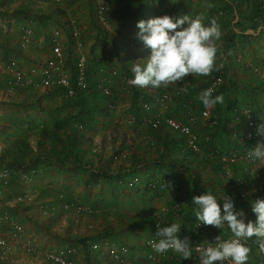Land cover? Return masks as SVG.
<instances>
[{
  "label": "rangeland",
  "instance_id": "1",
  "mask_svg": "<svg viewBox=\"0 0 264 264\" xmlns=\"http://www.w3.org/2000/svg\"><path fill=\"white\" fill-rule=\"evenodd\" d=\"M81 1L80 5L86 4L87 2L89 12L88 15H85V17L88 16V18H80L81 22H78V25L82 26V39L83 37L85 38V36H89V40L86 39V44L82 46L77 45L69 35L70 17L76 18V15L68 16L67 14H61L55 5H47L44 3L34 4L20 1L11 4L8 10H12L0 18V58L3 57L4 59L5 56L12 55L19 60L20 66L25 71L35 68L38 73H40L41 67L44 65L45 54L47 52L49 53L51 48V44L48 43L47 39L52 31L55 32L54 28L58 26L61 27L60 33L66 37L63 51L65 54V65L66 67L68 65L67 68L70 75L72 72L70 66H72V57L75 55L76 48H79L88 58L91 83H95V81L99 79L100 74L98 67L100 65H106V72L111 71L112 68H116L118 75H110L108 78V82L112 84L113 91L117 98L115 108L109 110V115L106 119H103L97 111H90L89 114L95 115L97 121L84 124H81L79 121H74L68 128L69 131H72V129H76V126H78L81 132L85 134L86 139L83 140L80 147V153L84 155L82 163L86 162V158H93L94 160L92 159V161L94 164L89 165L84 163L81 165H74L76 161L70 159L66 163L69 169H60L58 164L43 155L45 150L44 146L39 145V137L41 136L39 129L44 125L48 127V130H54L56 121L64 120L70 110L62 107V99L58 95L49 92V89L43 86H27L16 92H7L5 88V79L3 75H0V85L2 86L0 95V168H8L13 176L9 186L0 194V213L7 211L15 219L20 221L25 232L30 235L35 240L37 246L44 251H54L74 244L81 245L80 239L88 236L90 242L97 243L102 249L107 250L108 248H112L123 252L125 255H130V253L134 255V253L136 254L139 252L138 250H140L132 243L133 239L135 240V235H141L138 239V236H136V239L139 244H142L146 242L144 236L151 234L150 228L135 224L137 220L133 214L137 216L140 215L138 212L139 208L136 207L135 203L138 204V200L142 202L146 200L148 202V200L151 199H153L152 202L155 203L156 197L151 198L150 192L144 190L147 188L151 191L150 187H148L147 182L145 186L142 185L143 183L140 179L137 180L138 188L137 185L136 188L129 186L128 181H130V177H132V175L128 173L130 169L125 171V174L122 175L124 181L126 180L122 186H117L116 180L113 178L110 182V179L104 177L102 174V169H104L102 166L103 157L110 159L107 156H112L114 152H118L119 150L130 151V153L138 150L136 146L141 145L140 136L144 134L136 133L138 127L133 128L132 126L134 124L129 126V124L132 123V112H128L126 107L132 105L131 98L134 93L133 84H135L136 81L133 80V84L127 83V79L124 77L126 74L121 75L120 71L122 72V70H125L131 73L135 65H139L138 68H143V65L145 66L146 63L149 65L153 58L151 57L152 55L160 53L163 56V64L161 66L162 78H164L163 82H165L164 80L168 77H174L168 82L166 80L165 83L169 84V86L173 87V85H176L178 82H183L184 77H188L189 73L192 74L193 78H197L199 74V90L192 92L193 95L183 96L190 99L192 104H198V106L194 105L195 108H200L202 111L206 107V104L204 105L205 102L203 100L202 62L198 61V57L201 61L202 53H205L208 57V60L206 58L203 61H207L210 67H207L204 71L210 74L214 72L213 75L223 74V76L225 75V71H227V75L224 76V79L231 80L238 72L244 74L247 70L245 69L244 72L243 68L237 69V65L234 66L229 59L236 56L238 53H242L246 49L248 52L256 49V43L255 39H251L252 41L250 40V42L246 43L248 41L246 35L242 38L243 34L233 25V15L230 13L228 14L229 6H226L227 4H224L222 0H191V4L197 3L198 6H202V11L198 9L195 14L193 13L189 16H181L179 13L180 8L178 7L179 0H173L174 2L171 0V2H164L162 10H167L168 12L176 11L178 13L179 18L176 20L179 21L174 24L176 30L179 28L175 35L178 34L179 36L177 38L173 37L174 31L170 38L164 36V34L159 36L154 35L153 31L149 30L146 25L139 24L138 22L137 25L140 27L139 33L142 32L146 34L147 41H149L147 45L148 49L145 52L147 59H145L143 54L136 51L135 47L137 43L131 38L129 39L134 41L135 46L125 49H120L117 46V49H111L112 38L107 36L106 33H103L104 38H100V40L98 37L97 22L93 20L95 16L91 14L93 12L92 9L90 10V7L92 8L96 1ZM180 1H182L184 5H188L190 2V0ZM102 3H104V1L100 0L97 6ZM248 3L249 2H242L241 7L245 9L249 8ZM71 7H73V4L68 8L71 10ZM205 8L211 10L208 17L204 14ZM219 8H224V11L215 14V12L219 11ZM111 11L108 15L109 24L115 25L118 23V25H121L118 27L123 28V21H125L124 17L117 16L113 13V9H111ZM151 12L152 11L148 10V19ZM201 12L202 16H200ZM194 18L195 21H192ZM259 21L257 22L259 23ZM23 22L32 25L35 32L34 40L36 41V45H33L28 50H23L19 46V26L23 24ZM201 23L203 42L198 41V39H200L198 30L193 29L197 24L200 25ZM90 27L91 29L89 30ZM119 28L114 26L113 30L108 29L112 33L111 37L113 35L115 36L114 40H117L123 35L121 33L124 32V30L122 31V29L120 30ZM171 28L173 30L174 26H171ZM187 35H189L190 38H187ZM173 38H175V40L177 39L176 41L179 45L178 47H172L171 51L169 46ZM40 40H44V43L42 42L39 44ZM235 40L243 44L237 45L236 47L234 43ZM152 41H156L158 45H151ZM197 42H202L204 47H199L198 49L200 50L195 52ZM205 42L207 47L205 46ZM189 45L193 46L190 48L191 53H184V56L188 55L190 57L187 59L189 65L186 66V64H184L185 57L182 55L183 50H186ZM263 47L264 46H262V48ZM262 51H264V48ZM148 52L150 53L149 57ZM137 58H139L140 61H138L140 63L136 61ZM194 58L197 59L193 62ZM181 64L186 66L182 71V68H180ZM167 65H170V67L167 68ZM121 87H125L124 90ZM180 97L181 96H177L174 102L169 103L162 109L158 108V110L161 112L164 111V113L168 110V112H174L173 115L182 117V110L179 108L182 101ZM89 99L91 101H98V99L93 96L89 97ZM73 111L76 112V110ZM201 111H196L198 115V124L195 129L202 140V137L205 138L208 134H202V122H208V120H204L199 116L201 115L199 113ZM121 113L123 114L122 116L120 115ZM257 116L259 117V115ZM108 121L110 123H108ZM260 121L262 122L261 118ZM206 124L208 125V123ZM80 125L82 126L80 127ZM60 131L62 132L63 130L61 129ZM145 135L150 136V140L154 142H151L152 145L150 146H155V142L158 140L156 132L153 133L147 129ZM90 137L91 140H89ZM124 138H126L128 143L124 142ZM16 142L24 143L22 146L23 148L26 147L29 154L25 161L19 163L14 162L11 158V156H13L11 153V146ZM147 143H144V145H147ZM126 144H128V146ZM257 148L264 150V138L262 139L261 145ZM7 154L11 156H7ZM95 161H97V163ZM130 164L131 163H128V165ZM194 165L199 170V175L196 180L202 181V166H199L198 163H194ZM71 166L73 167L70 168ZM143 168L144 167L141 166V169ZM95 172L100 173H97L98 176H94L93 174ZM263 173L264 172H262L260 178L264 176ZM23 177H28L29 179L25 180ZM147 179L148 177L144 178V182ZM153 180L156 181V179ZM211 187L214 186L212 185ZM169 188L170 186H168L167 189ZM141 191L145 193L143 194ZM217 192H219V190H217ZM61 194L63 195V199L69 198L75 203L88 206L91 205L94 208V212L90 214L64 210L59 201ZM21 195L23 196V200H18L17 197ZM160 195L162 196L161 193ZM150 206L151 208L147 206L142 214H147L150 210H153L151 204ZM123 211L127 213H123ZM249 212L253 224L254 212L251 209ZM258 213L257 211L255 214ZM262 213L264 212L262 211ZM259 218L262 220L260 221L261 223L254 221L255 225L253 229H256H254L252 239L248 243V247H251L243 252L242 256L245 260H254L264 257V218L262 215H259ZM173 219L174 218H171V220H169V227ZM177 223L179 222L177 221ZM111 227H113V231H111L110 234H105L106 229H110ZM179 227L180 224H178V228ZM9 230V227L0 228V233L8 235ZM164 231L167 234L170 233L166 230ZM117 236L125 241L124 243L126 245H119L118 243L117 245L115 242ZM11 241L13 244L12 252L14 260L0 262V264H50L44 260L42 256L28 254L24 249L18 246L19 244H16L17 242L15 240L11 239ZM122 247H125L127 250L122 251ZM99 254V251L91 253L88 249H81V257L78 264H87L88 260H93L95 258L100 260L98 257ZM127 259L129 258L127 257ZM101 260L102 264H109L108 257L104 256ZM251 260L247 261L252 262ZM130 262L132 263V261Z\"/></svg>",
  "mask_w": 264,
  "mask_h": 264
},
{
  "label": "crops",
  "instance_id": "2",
  "mask_svg": "<svg viewBox=\"0 0 264 264\" xmlns=\"http://www.w3.org/2000/svg\"><path fill=\"white\" fill-rule=\"evenodd\" d=\"M90 1L91 2L96 1L94 6L92 8L90 7V10L92 9L93 12L91 14H93L95 16V18L93 20L95 22H97L96 8L99 6V5L97 6V3L100 0H90ZM101 1L107 2L109 4L111 3L112 4L111 8L113 9V13H115L117 16L119 15L120 17H122L121 14H123V11H124L125 0H101ZM222 1L224 2V4L230 5L228 8V14L230 13L234 17V20H233L234 21V24H233L234 27H237L239 29L240 33L243 34L242 38H244L246 35V39L248 40L246 43L250 42L251 39H255L256 49H253L249 52L246 49L242 53H238L236 56L231 57L229 59L230 61H232V64H234V66L237 65V69L243 68L244 72H245V69L247 71L244 74L242 72H238V74L234 73L235 75L232 77V79L230 78L231 80L223 78L226 81V85L224 86V90H223L225 92V96L220 99V100L223 99L220 102L226 103L229 100L233 99V101H236V104L233 105L232 107H235L238 105V106L243 107L244 109L253 111L257 115H259V117L262 120V124L264 125V73H262L260 71L261 69L258 72L255 71V68H261V67L264 68V51H262V49L264 48V47L262 48V46H264V19H262L261 22H259V23L258 22L256 23L254 20L249 21L248 16L252 15V13L254 12L252 10H254V8H255L254 5L252 4V0H222ZM81 2H82L81 0H63V2L61 4H55L52 2V0H46L44 4L55 5L59 9V12L61 14H65V15L67 14L68 16L76 15L78 18L77 17L76 18L70 17V19L76 21V25L81 31L82 26H79L78 22H81L80 18H82V19L88 18V16L85 17V15L86 14L88 15V13H89L88 8H87V2H86V4L80 5ZM172 2H174V1L172 0ZM191 2L192 1L190 0V2H189L190 6H189V4L184 5V3L182 1H180V0L178 1V4H179L178 7L180 8L179 13L181 14V16L182 15L189 16L193 13L195 14V12L198 11V9L202 11L201 5L198 6L197 3L191 4ZM242 2H245V3L249 2L248 3L249 8H246V9L242 8L241 7ZM198 3H200V2H198ZM72 4H73V7H71V10H70V8H68V7H70V5H72ZM152 5L154 6V3ZM155 6H159V4L157 5L155 3ZM149 9L152 10L151 5L148 6L147 11ZM223 9H219V11L215 12V14H218L220 11H224ZM204 11H205L204 14L207 17L211 13V10H209L208 8H205ZM200 16H202V12L200 13ZM193 20L195 21V18L192 19V21ZM201 20H202V18H201ZM68 21H69V19H68ZM177 21H179V20H176L175 22H177ZM175 22H173V24H172V26H174V29H173L174 36L173 37L177 38L179 35L178 34L175 35V33L178 32L179 28L177 27L178 29L176 30V28H175L176 26L174 24ZM123 24H124V26H122L123 28H119L121 25H118V23L115 25L114 24L111 25V24L107 23L106 25L102 26V25L98 24V22H97L96 25L100 26V28L101 27L106 28L107 30L108 29L113 30L114 26H116L120 30L122 29V31L124 30L123 36H128L129 38L135 40V42L137 43V45L135 47L136 51L143 54L145 59H147V56H145V52L148 49L147 45L149 44V41H147L146 34H144L142 32L139 33L140 27L137 25V23L136 24L132 23V25L131 24L127 25L126 21H123ZM139 24H141V23H139ZM69 26H70L69 28L71 31V29H72L71 21L69 22ZM125 27H129V28H127V30H126V29H124ZM141 28H142V26H141ZM90 29H91V27L89 28V30ZM193 29L198 30V35L200 37V39H198V41L203 42V39H202V23L200 25L197 24V26H195ZM128 30H129V33H128ZM54 31L59 32V36L61 37L60 39L64 45V41H66V37H64V35L60 33L61 27L56 26V28H54ZM55 32L52 31V33L49 35V37L47 39L48 43H50L51 38ZM98 32H99V30H98ZM95 34H96V32H95ZM69 35H70V32H69ZM121 37L122 36H120V38ZM120 38H118V39H120ZM175 38H173V40L171 41V44L169 46L170 50L172 47L173 48L178 47V45H179L178 42L176 41L177 39L175 40ZM86 39L89 40V36H85V38L83 37V39H82V37H80L78 45L82 46V45L86 44ZM91 39H92V36H91ZM236 40L234 41V43L236 44V47H237V45L243 44L240 41H236ZM43 41L44 40H40L39 44H41ZM202 42H200V43L197 42V48H196L195 52H198L200 50V49H198L199 47H201V46L204 47V44H202ZM151 45H158V44H156V41H152ZM192 46L193 45H189V47L186 50L185 49L183 50L182 56L185 57V59H184L185 62L184 61L183 62H184V64H186V66L189 65V61L187 59L190 57L188 55L184 56V53H186V54L191 53L190 48H192ZM205 46L207 47L206 42H205ZM51 50H52V48H50L49 53L47 52L45 54L44 64L47 61V58L49 59L52 57ZM79 53H83V52L79 48H76L75 55L72 57L73 58L72 66H70V68H72V71H73V65L75 62V58H76L77 54H79ZM149 56H150V53L148 52V57ZM182 56H180V57H182ZM138 57H140V56H138ZM151 57H153V55ZM206 58L208 60V57L205 55V53H202V61L198 57V59H199L198 61L202 62V87L204 89L209 84L211 79L216 75V74L213 75L214 72H212L210 74L209 72L204 71L205 69H207V67H210V64H207V61H205V62L203 61ZM195 59H197V58H194L193 62L195 61ZM125 61H127V60H125ZM139 61H137V62L140 63ZM152 63H153V58L150 61L149 65H147V63H146L145 66L143 65V68H138L139 65H135V66H133L134 69L131 71V73H128L125 70H122V72L120 71V73H121V75L126 74V75H124V77L127 79V83L133 84V80H135L136 81L135 82L136 89L146 93L145 90L140 87V82L142 81V79H144V77H146L147 73L150 70L149 68H152V65H151ZM184 64H181V67H180V68H182L181 71L183 70V68H186V66ZM169 67H170V65H167V68H169ZM91 73H92V71H91ZM108 76H110L109 72H108ZM182 76L184 77L183 74H182ZM172 77L171 78L168 77L166 79L167 82L170 81V79L174 78V77L173 78ZM198 77H199V74L197 75V78L196 77L193 78L191 73H189L188 77L187 76L184 77L183 84L188 85L187 86L188 89L186 91V93L188 95H193L192 92L199 90L200 82H199ZM166 80H164V81L166 82ZM127 83H126V85H127ZM93 84L94 83H92V85ZM113 87H114V85H113ZM125 87H121V88L124 90ZM121 88H120V90H121ZM114 96H116V94ZM218 101H214V99H213L214 105H213V108L211 110L210 116L212 119L217 120V124L220 123V120H221V122H225V125L223 124L224 125L223 128L226 129V133H227L226 136L222 137L220 134H216V132H217L216 127L218 125H216V124L212 125L209 119L202 117V119L208 120V122H202V134L208 133L205 138L202 137V141H208L209 140L210 146L207 147L206 150L203 149L202 152L198 153V155L193 154L191 152V154L188 155L189 157H186L187 160L185 163H184V161L178 162L179 164H177L175 162V160H176L175 157H179L180 155H178V156L175 155V157L172 156V158H169V156L167 155L165 157V162H161V163L159 162V160L161 158V156H159V155L164 152V149H163L162 145L160 146V148H158V143L160 142L158 140H156L155 146L154 145L152 147L150 146V145H152L151 142L152 143H154V142L150 140L151 139L150 136L145 135L147 133V129H148L147 126H149L147 124L139 125L138 128L136 125L132 126L133 128H137L136 133H138V134L144 133L143 135L140 136V140L143 143V145L141 143L140 146H136L138 148V150L131 152V153H130V151L127 152L126 150H119L118 152H114V154L112 156H107L110 159H106L103 157V159H102L103 165L102 166L104 167V169L109 170V173L114 174V175H117V174L124 175L125 171H128L129 169L131 170V168H132V170L130 171L132 173H129V172L128 173L132 174V175L137 174L143 183L142 185H144V186L146 185V182L150 181V179L151 180H153V179L159 180L162 176H166L169 178V180H170V184H169L170 188L169 189L170 190L165 189L163 191H160L162 196L160 195L159 191H158V193H153V192L149 191V189H147V188L144 189L147 192H150L151 198L156 197L155 203L152 202L153 199L148 200V202L146 200H144L143 202L138 200V204L135 203L136 207L139 208L138 212L140 213L139 216H137L136 214H133V216L137 220V221H135V223H137L139 225H144L147 228H150V231H151V234H147L146 236H144V238H146L145 241H147L150 237H154L158 232L164 231V230L170 232L169 233L170 236L182 235L189 228L190 224L193 222V220L196 218V216L199 215L200 213L201 214L205 213L208 215H216V216H220L222 218H229V217L235 218V217H237L238 214H241L243 212L244 213L247 212L249 214L251 222H252V217H251L250 212H249L251 209L254 212L253 224H252V227L250 230L251 235L254 232V229H256V228L253 229V226L255 225L254 221H256V222L262 221L259 218V215H262V217L264 218V215L261 213L255 214L256 212L254 211V203H253L255 190L258 188H260V189H258L260 191L264 189V176H262V178H260L262 172H264L263 171L264 170V161H263L264 150L257 148L258 146L261 145L262 141L254 143L253 147L252 146L246 147L245 142L248 141V139H246L247 132H248V126H247L246 120L244 118L234 119L233 110H232L233 108H230V111L226 117H225V115H223L221 117V119H219L221 112H224L225 110H222L224 108V105H221L222 107L218 108L219 107ZM110 102L111 101H107L106 103L109 104ZM131 106H126L128 109V112H132V111H130ZM215 109H218L219 111L214 112ZM120 115L122 116L123 114L121 113ZM108 123H110V122L108 121ZM206 123H208V125ZM131 124H133V123H130L129 126ZM168 131L171 132V135H174L173 130H171L167 127L165 128V130H161L160 134L163 136L165 133H168ZM123 140L125 143H128V141H126V138H124ZM144 143H147V145H144ZM126 145L128 146V144H126ZM211 148H215L216 150L220 149L221 151L225 150L224 155H226V156L236 155V159L234 161L230 162V164H229V167H230L229 173H226L225 171H223L221 169V163H219V162L213 163L211 161H205L203 159H201L199 161V163L195 161V158H197L199 160L200 157L203 155H205L207 158L208 152ZM158 149H161V152ZM121 152L125 153L126 156L124 158L115 159V154H119ZM249 155L251 157H253L252 158L253 162L248 161L247 158ZM92 159L93 158H91V159L86 158L85 161L90 162L89 165H91V164H94ZM95 160H96V158H95ZM189 160H190V162H189ZM95 162L97 163V161H95ZM188 162H189L190 166L187 170V169H185V167H183V164H187ZM84 163L87 164V162H84ZM84 163H82V164H84ZM128 163H131V164L128 165ZM132 163H133V165H132ZM152 163H153V165H152ZM194 163L195 164L198 163L199 166H202V170H203L202 181L196 180V178H198V175H199L198 174L199 170L195 167ZM141 166L144 168L141 169ZM251 167L259 174V176H255V174H253V175L250 174L249 168H251ZM146 177H148V179L144 182V178H146ZM229 178H231V180ZM180 180H183V181H180ZM240 180H245L247 182V186H242L240 184ZM171 181L179 182V183L181 182L180 184H181V187L184 189V191L185 192L187 190L190 191L189 206L184 210V212L182 213L181 216L175 214V212H173V209H172V205H173V202L175 199V195H177V193L171 188ZM236 184H239V188H241V191L245 192L247 194L245 199L238 197L236 191L234 190L235 188L233 187ZM195 185H196V187H195ZM212 185L214 187H211ZM138 187L139 186L137 185V188ZM217 190H219V192H217ZM141 193L144 194L145 192L141 191ZM179 193H178V195H179ZM150 204L152 205L153 210H150L147 214H142L147 206L149 208H151ZM123 213H127V212L123 211ZM153 216H161V217L163 216V221L165 220L164 222H162L161 229H159V228H158V230L156 229L157 232L154 230V227H153L154 226V223H153L154 220L152 219ZM128 217H129V215H128ZM171 218H174L173 222H175V223L172 222V224L169 227V224H170L169 220H171ZM183 218H184V220H183ZM166 220H167V222H166ZM177 221L179 223H177ZM141 223H144V224H141ZM178 224H180L179 228H178ZM112 229H113V227H111V231H113ZM136 236H138L137 237V239H138L139 236H141V235L140 234L135 235V240L133 239L132 243H133V245H135L136 248H139L140 250H138L139 251L138 253H136V254L134 253V255H132V253H130V255H124L125 261L127 263H131L130 261L135 262L137 260H142V261L146 260L145 259L146 258L145 253L147 252V249L145 246V242H143L142 244H139L137 242ZM216 236H217L216 233L209 235V237H211V238H215ZM117 238L115 239L116 244L118 243L119 245H126L124 243L125 241L121 240L118 236H117ZM249 247H251V246H249ZM249 247L247 249H249ZM127 257L129 259H127ZM247 260L250 261L251 259L250 260L247 259ZM254 260H257V259H254ZM254 260H251V261H254ZM173 261L174 260H171V259H165V260L161 261V264H171Z\"/></svg>",
  "mask_w": 264,
  "mask_h": 264
},
{
  "label": "built area",
  "instance_id": "3",
  "mask_svg": "<svg viewBox=\"0 0 264 264\" xmlns=\"http://www.w3.org/2000/svg\"><path fill=\"white\" fill-rule=\"evenodd\" d=\"M26 1L34 4H43L46 0H0V18L9 13L11 4L15 2ZM55 4H61L63 0H52ZM252 4L257 9L259 8L264 12V0H252ZM111 5L107 2L100 4L96 8V18L100 25H106L109 23L108 15L111 11ZM167 17L176 20L179 18L176 11L168 12ZM261 18V17H260ZM258 19L261 22V19ZM71 21L70 37L79 44L81 37V31L76 25L75 20ZM19 46L23 50H28L33 45H36L34 40L35 32L29 23L23 22L19 26ZM173 30L170 27L166 30V37H172ZM59 32H55L51 38L50 44L52 48V57L47 59L45 64L41 67V72L35 68L29 71H25L19 64V60L12 55H7L3 59L0 58V75H3L5 79V88L7 92H16L19 89H24L27 86H43L47 89L63 88L64 95L66 97H75L80 92L89 91L91 88L101 92L104 95L114 96L115 93L112 88V84L108 82V72H106V65L102 64L98 67L100 74L99 79L92 85L89 71V62L85 54L79 53L75 58L73 65V71L69 74L68 65H65V54L63 51V42L60 39ZM187 38H190L187 35ZM116 46L120 49L133 48L135 46L134 41L131 39L116 40ZM137 58L136 61H138ZM155 60V61H154ZM67 64V63H66ZM163 64V56L160 53L153 55L152 72L147 74L140 82V87L149 94H155L154 103L149 101L143 102V107L150 114H146L143 117L142 123L151 125L154 129L161 127H167L175 132L185 136L188 146L195 153L201 152L200 136L195 127L198 124V115L196 114L194 107L189 108L186 113V119L181 116L166 115L165 113L152 112L153 107L159 109L164 108L169 103L175 101L176 97L181 94L183 89V82H178L175 86V90L169 91L168 85L163 82L161 75V66ZM261 69V70H260ZM261 71L264 73V68H255V71ZM71 71V70H70ZM111 76L118 75L116 68H112L109 71ZM224 79L221 75L214 76L206 88V92L214 94L220 86L223 84ZM2 92V86L0 85V95ZM158 93V94H156ZM206 107L201 111L200 117L209 119L212 125L217 124L216 119H212L210 114L213 108L214 102L212 99L206 101ZM116 106L114 101L108 104L110 109H114ZM234 119L244 118L247 122L248 132L246 139L248 140H262L264 138V125L260 121V118L253 111L244 109L241 106L233 107ZM132 120L134 117L132 116ZM81 127V125H80ZM125 153L121 152L115 154V159L124 158ZM209 157L220 158L221 169L226 173H229L230 162L236 159V155L226 156L219 155V151H212L208 154ZM253 157L248 156V161H252ZM250 174L259 176V174L251 167L249 168ZM28 180V177H23ZM13 179V176L8 168H0V194L9 186ZM137 178L133 183L137 182ZM162 181H166L163 179ZM155 183L151 184L153 187ZM242 186H247L245 180H240ZM174 189H177L178 184H172ZM178 192L180 190L178 189ZM243 196H247L245 192ZM18 200H23V196H18ZM60 205L66 211H74L75 213H91L93 209L88 205H82L72 201L63 199L61 194ZM253 203L257 211H264V190H255ZM187 207V201L184 193L180 192L179 198L174 199L172 209L175 214L181 216ZM264 214V213H263ZM156 226L161 229L163 216H157ZM9 227L8 235L0 233V262L13 261L12 241L15 240L19 244L18 246L24 249L28 254L39 255L44 258L50 264H78L80 260V250L84 249V245H70L59 248L54 251H44L37 246L35 240L28 235L21 222L15 219L7 211L0 213V228ZM252 222L249 214L241 213L237 217L222 218L216 215H208L200 213L196 216L189 228L182 235L170 236L165 231L158 232L154 237H150L145 246L147 252L145 257L148 259V264H161L163 259L174 260L171 264H264V257L248 262L244 259L243 252L248 248L246 244L250 241L252 235L250 233ZM216 233L215 238L209 237V235ZM260 245V243H259ZM86 248L91 252H98L100 246L95 242L87 241ZM127 250L122 247V251ZM109 255L112 258L121 260L125 263L124 253L115 249L109 248L108 250L101 251L99 254L100 261L102 258ZM127 264H145L142 260H137Z\"/></svg>",
  "mask_w": 264,
  "mask_h": 264
},
{
  "label": "trees",
  "instance_id": "4",
  "mask_svg": "<svg viewBox=\"0 0 264 264\" xmlns=\"http://www.w3.org/2000/svg\"><path fill=\"white\" fill-rule=\"evenodd\" d=\"M168 1L171 2V0H125V5H124V11L122 17H124L126 24H131L132 23H141L142 25H146V27L153 31L154 35H161L164 34V36H166V30L169 29L173 22H175V20L169 18L166 16L167 14V10H162V5H164V2ZM154 3V6L152 5ZM155 3L159 6H155ZM111 4V3H110ZM151 5L152 6V10L149 9V11H152L151 14L149 15V19H148V11L147 8L148 6ZM112 6V4H111ZM226 6H230V5H226ZM221 9V8H219ZM223 9V8H222ZM254 11L252 13L251 16H248L249 21L254 20L256 23L258 21V19L260 17H262V19H264V12L262 10H260L259 8L257 9L256 7L254 8ZM254 24V23H253ZM129 27H125V29H127ZM98 30H99V34L98 37L100 38H104L103 33L107 36H109L110 38H112V44H111V49H117L116 48V39L114 40V35L111 37V32L109 30H107L106 28H100V26H98ZM123 34V32L121 33ZM121 39L122 40H127L129 37L128 36H123L121 35ZM106 37V36H105ZM101 40V39H100ZM153 68V67H152ZM152 68H149V72L147 74H151L152 72ZM227 71H225V75H227L226 73ZM162 75V72H160ZM221 74H216L215 76H218ZM224 75V76H225ZM223 76V74L221 75ZM223 76V78H224ZM134 83V82H133ZM182 83V82H180ZM168 85V90L172 91L175 90V85L169 86ZM226 85V81L224 80L223 84L220 86V88L214 93V94H210L206 92V88L208 87V85L206 86V88L204 89L202 87L203 91V100L206 103V101L208 99H214V101H218V108H221V105H224V108L222 110H225L224 112H221L220 114V118L225 115V117L227 116V114L230 111V108H233L232 106L236 104V101L229 100L226 103H222L220 101L221 98H223L225 96V92L224 90V86ZM188 85L183 86V89L181 90V94L179 96H181L180 98L182 99L179 108L182 110V118L185 120L186 119V113L187 110H189L190 106L194 107L195 112L196 111H201L200 108L197 109V107L195 108V106H198V104L194 103L192 104L190 102V99L185 98L188 94L186 93L188 87ZM133 96L131 98L132 101V106H131V110L132 113L131 115L134 117V119L132 120V123L134 125H136L137 127L139 125H142V120L143 117L146 114H150L149 111H146V109L143 107V102L144 101H149L150 103H154V98H155V94H149L148 92L144 93L143 91L137 90L135 84H133ZM49 92H52L56 95H58L61 99H62V107L69 109L70 111H68V115L65 117L64 120H58L55 123V129L54 130H48V127L42 125L41 128L39 129L41 132V136L39 137V145L40 146H44V150L45 152L43 153V155H45L47 158H50L51 160H53L56 164H58V167L60 169H69L66 165L67 161H69L70 159H73L75 162L74 165H81L83 162V156L81 155L80 151H81V143L83 142L84 139H86L85 134L81 132V130L78 128V126H76V129H72V131H69L68 128L71 126V123L74 121H79L81 124L84 123H92L94 121H97V118L95 115H91L89 114L90 111H97V113L99 115H101L103 117V119H106V117L109 115V110L110 108L108 107V104L106 103L107 101H117L116 96H108V95H104L101 92L95 90V88H91L89 91H85V92H80V94H78L75 97H66L64 95V91L63 88H55V89H50ZM158 94V93H156ZM185 95V97L183 96ZM94 97L97 98L98 101L96 100H90L89 97ZM116 100V101H115ZM202 102V100H201ZM200 103V102H199ZM204 103V105H205ZM107 104V105H106ZM195 105V106H194ZM73 110H76V112H74ZM152 112H156L159 113L160 111L158 110V107H153V109H151ZM233 110V109H232ZM178 111V110H177ZM219 111L218 109H215L214 112ZM164 113V111L162 112ZM201 113V112H199ZM198 113V114H199ZM166 115H173L174 112H167L165 113ZM221 123V124H220ZM219 124L216 127V134H220L222 137L226 136V129L223 128L225 125V122H221L220 120ZM224 124V125H223ZM144 125V124H143ZM222 126V127H221ZM148 129L150 131H152L153 133L156 132V136L158 137V141H160L158 143V148H160V146L162 145L164 152L161 153L159 156H161L159 162H165V157L168 155L169 158H172L178 155H180L179 157H175V162L177 164H179L178 162L184 161V163L186 162V157H189L188 155L191 154V152L193 154L198 155V153H195L192 151V149L188 146V143L186 141L185 136L181 135L178 132L173 131L174 135H171V132L168 131V133H165L163 136L160 134L161 130H165L166 127H161L159 129H154L151 125L147 126ZM63 130L62 132L60 130ZM155 130V131H154ZM89 140H91V137L89 138ZM259 142V140L254 139V140H248L247 142H245V146L246 147H253V144ZM22 142H16L11 146V153L13 156H11L10 154H7V156H11V158L14 160V162H21V161H25V159L29 156L26 147L23 148L22 146ZM200 145H201V152L203 149L206 150L207 147L210 146V142L208 141H202L200 138ZM25 146V145H24ZM27 146V145H26ZM161 152V149H158ZM219 150V155H223L225 154V150L221 151ZM212 151H217L215 148H211L208 152V154ZM159 152V153H160ZM203 159L205 161H211V162H216V163H220V158L219 157H215V158H211L207 155V158L205 155L201 156L200 159L198 160L197 158H195L196 161H199ZM162 160V161H161ZM87 164H89L90 162L86 161ZM190 162V160H189ZM189 162L187 164H183V167H185V169L188 170L190 164ZM73 166H71L70 168H72ZM87 170V169H86ZM132 170V169H131ZM130 170V171H131ZM103 171V175L106 178L110 179V182L112 180V178L114 180H116V185L117 186H122L125 181L124 178H122L121 174H111L109 173V170L107 169H102ZM129 173H132L130 172ZM97 173L100 172H95L93 175L98 176ZM132 175V174H131ZM135 174L132 175V177H130V181L129 182V186L130 182H133L135 178L140 179V177ZM163 179H166V181H162ZM231 180V178H229ZM183 181V180H180ZM126 182V183H128ZM153 187L151 186V184H153ZM181 183V182H180ZM179 182H174L171 181V188L177 193V195H175V199L179 198L180 193L178 192V189L180 190V192H184V196L185 199L187 201V207L189 206L190 203V191L187 190L186 192L184 191V189L181 187V184ZM136 184L137 182L133 183V185L131 187L136 188ZM170 184V180L168 177L166 176H162L159 180H151L147 182L148 187H150L151 192L154 193H158V191H163L165 189L168 188ZM172 184H178V188L174 189ZM116 187V186H115ZM196 187V185H195ZM238 195L239 198L245 199L246 196L242 195V191L241 188H239V184H236L233 186ZM133 188V189H134ZM260 189V188H258ZM257 189V190H258ZM264 190V189H263ZM260 191V190H259ZM179 193V195H178ZM65 200L67 201H72L69 198H66ZM73 202V201H72ZM90 207L93 209L94 212V208L90 205ZM186 207V208H187ZM185 208V209H186ZM91 212V213H93ZM90 213V214H91ZM158 217L157 216H153V223H154V230L156 231V229L158 230V227L156 226V219ZM151 219V218H150ZM140 223V222H139ZM137 224V223H135ZM144 224V223H141ZM111 229V228H110ZM109 228L106 229L105 234H110L111 230ZM157 232V231H156ZM87 241H88V236L82 237L80 239V243L81 245L83 244L84 250L87 249ZM79 245V244H77ZM147 249V248H146ZM102 249L100 247L99 252H101ZM105 257H108V262L109 264H127L121 260H117L115 258L110 257L109 255H106ZM145 264H148V259L145 258ZM94 261V262H93ZM88 264H102L101 261L98 258H95L93 260H88L87 262Z\"/></svg>",
  "mask_w": 264,
  "mask_h": 264
},
{
  "label": "clouds",
  "instance_id": "5",
  "mask_svg": "<svg viewBox=\"0 0 264 264\" xmlns=\"http://www.w3.org/2000/svg\"><path fill=\"white\" fill-rule=\"evenodd\" d=\"M260 141H262V140H260ZM260 141H259V142H260ZM254 211L257 212V210H256V208H255V205H254ZM258 212H259V211H258ZM259 213L263 214L262 212H259ZM251 239H252V237H251ZM251 239H250V240H251ZM249 242H250V241H247L246 244L248 245Z\"/></svg>",
  "mask_w": 264,
  "mask_h": 264
}]
</instances>
